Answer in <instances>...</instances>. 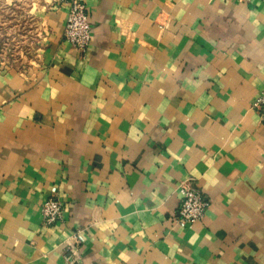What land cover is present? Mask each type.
Segmentation results:
<instances>
[{
    "label": "crops",
    "instance_id": "0c3cea01",
    "mask_svg": "<svg viewBox=\"0 0 264 264\" xmlns=\"http://www.w3.org/2000/svg\"><path fill=\"white\" fill-rule=\"evenodd\" d=\"M84 1L82 54L68 0H8L42 40L0 66V264H264V0Z\"/></svg>",
    "mask_w": 264,
    "mask_h": 264
},
{
    "label": "built area",
    "instance_id": "2783aa9c",
    "mask_svg": "<svg viewBox=\"0 0 264 264\" xmlns=\"http://www.w3.org/2000/svg\"><path fill=\"white\" fill-rule=\"evenodd\" d=\"M250 2L252 0H242ZM69 8L64 28V38L74 48L85 54L92 43V25L88 17L87 6L84 0H68ZM252 107L264 114V86L252 103ZM180 208L177 223L181 225L193 224L200 221L209 206V201L193 182L187 179L180 185ZM64 206L56 197H50L41 206L44 224L53 225L62 219ZM69 257L71 264H82L80 256L73 253Z\"/></svg>",
    "mask_w": 264,
    "mask_h": 264
},
{
    "label": "rangeland",
    "instance_id": "374dc122",
    "mask_svg": "<svg viewBox=\"0 0 264 264\" xmlns=\"http://www.w3.org/2000/svg\"><path fill=\"white\" fill-rule=\"evenodd\" d=\"M24 4L0 0V66L23 65L38 55L42 34L41 19Z\"/></svg>",
    "mask_w": 264,
    "mask_h": 264
}]
</instances>
